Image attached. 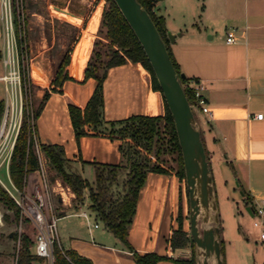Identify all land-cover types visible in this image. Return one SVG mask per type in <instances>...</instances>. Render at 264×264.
I'll return each instance as SVG.
<instances>
[{
	"label": "crops",
	"instance_id": "1",
	"mask_svg": "<svg viewBox=\"0 0 264 264\" xmlns=\"http://www.w3.org/2000/svg\"><path fill=\"white\" fill-rule=\"evenodd\" d=\"M101 9L100 16L94 11L91 19L86 20L85 29L79 28L67 67L70 78L63 83L61 92H50L36 120L37 143L62 145L69 160L68 170L80 173L92 185L94 162L119 164L123 159L120 138L86 135L77 140L69 112L70 104L85 107L97 85L96 79H85V69L94 48V34L103 6ZM154 11L164 18L167 32L174 35L170 47L181 70L206 85L204 93L211 113L199 111L196 119L209 155L216 201L215 184L221 179L229 190L227 198L236 200L232 192L238 191L245 209L250 206L252 210L255 203L264 202V0H159ZM229 32L236 37L233 43L227 42ZM53 78L45 88L38 90V97L50 88ZM103 94L106 121H121L138 114H164L162 93L153 88L151 74L141 62L128 60L109 68ZM258 113H263V117H256ZM41 156L44 162V154ZM38 178L37 170L29 174L27 194L33 193ZM9 179L11 181L10 176ZM185 184L172 170L147 173L128 234L136 251L176 258L183 250H173L170 240L179 225L180 205L184 228L188 230L190 201ZM89 203V220L81 215L86 211H80L83 204L67 207L60 216L61 220L80 218L64 223L65 242L59 235L63 246L89 257L94 264H138L132 253L91 211ZM251 216L254 217V213ZM95 223L99 226L95 227ZM240 230L245 237L238 233L236 239L244 248L251 240L260 243L255 245L254 262L264 264L260 256L264 241L260 234L250 232L244 224ZM223 232L224 227H221L226 264L232 241L222 237ZM244 259L250 264L245 254ZM158 264L176 262L165 259Z\"/></svg>",
	"mask_w": 264,
	"mask_h": 264
},
{
	"label": "trees",
	"instance_id": "2",
	"mask_svg": "<svg viewBox=\"0 0 264 264\" xmlns=\"http://www.w3.org/2000/svg\"><path fill=\"white\" fill-rule=\"evenodd\" d=\"M138 1L141 2L153 18L166 43L187 98L190 104H193L194 96L189 87L190 79L193 77L187 75L182 76L183 71L172 54L170 38L165 27L164 18L158 16L154 11V6L159 0ZM18 17L19 15H15L21 54L24 105L22 124L9 164V174L14 186L20 192L24 193L26 192L29 174L40 168V158L35 149L37 142L36 120L50 92H61L63 83L70 78L67 67L71 61L73 44L77 41L79 35L77 33L75 38H71V44L68 45V48L62 54V58L56 67L50 88L45 90L42 100L35 107L33 102L35 94L33 92L29 68L24 62V54L27 51V45L25 46L26 37L20 34ZM99 32L104 34L106 48L105 50L99 49L98 44L100 41L96 40L85 69V79H96V88L85 107L70 104L69 112L77 140L86 135H107L112 138H120L123 140V144L120 147L123 159L119 164L94 162L95 185H92L80 173L68 170L67 164L69 160L65 156L62 145L56 143H39L40 150L44 153L46 160L52 168L60 174L63 182L75 192V207H79L84 203L86 199L85 190H88V197L90 199L89 208L91 211L96 213L97 217L105 226L132 253V257L138 264H158L165 259H172L176 264H198L195 244L191 233L184 228V215L181 205L178 214L179 225L173 230L170 242L173 250L190 247V256L174 258L160 255L157 252L141 254L133 248L128 240L129 227L133 221L139 192L146 181L147 173H169L172 170L181 180H186V174L175 122L164 97L163 115L150 116L138 114L121 121H106L104 119L103 83L108 69L112 66L123 64L128 60L141 62L151 74L153 88L160 92L161 89L140 41L115 0H106ZM1 56L2 51L0 50V58ZM4 111L5 99H0V125ZM206 152L209 159L207 149ZM170 161H174L175 165H170ZM126 169L127 175L124 182V192L117 194L114 189V184H116L120 172ZM0 204L13 211L15 219H21L20 206L1 182ZM62 215L63 213L58 216L60 217ZM20 240L21 246L16 264H34V262L50 264L45 257L39 256L33 251L35 242L27 233H23ZM221 248L222 257L225 260L223 241H221ZM52 264L94 263L89 257L81 255L74 249L65 248L61 241H56L54 243V260Z\"/></svg>",
	"mask_w": 264,
	"mask_h": 264
},
{
	"label": "rangeland",
	"instance_id": "3",
	"mask_svg": "<svg viewBox=\"0 0 264 264\" xmlns=\"http://www.w3.org/2000/svg\"><path fill=\"white\" fill-rule=\"evenodd\" d=\"M19 3L20 6H16L15 13L17 16L20 14L19 20L21 21L22 29L25 32V46L27 45V51L24 54V62L29 68L33 92L35 94L33 102L35 107H37L44 96L43 94L42 97H38V90L45 88L48 83H50V79L55 75L54 72L62 58V54L68 48V45L71 44V38H75L80 27H83L84 29L86 28L84 26L85 22L89 18L91 19L94 11L95 13L97 12V16H100L99 11L102 10V6L104 8L106 0H20ZM1 12L0 8V50L3 55L6 46V33L4 26L5 23L1 18ZM100 24L94 34L93 45L95 41L98 40L100 41L98 48L105 50L106 40L103 37L104 34L99 32ZM0 74H3L2 68H0ZM6 97L16 102V106L18 105L20 107L22 103L20 90H18V92H13V90L8 92L6 82L1 80L0 99H6ZM192 107L198 118L199 111L194 106ZM11 113L12 112L10 111V114ZM3 140L4 138L0 139L1 142ZM168 158H170V156H168ZM170 165L174 166V161H170ZM44 169L51 185L55 186L57 180L63 181L60 174L52 168L47 160L44 161ZM126 175L127 169L122 170L116 184H114V189L117 194H122L124 192ZM0 178L2 179L0 182L4 187L8 186L13 190L5 164L0 168ZM184 182L186 183V180H184ZM235 184H237V182H235ZM215 186L220 225L222 229L224 227L222 237L226 239L230 238L232 241L228 247L229 251L226 257V264H247L244 259V254L250 259V264H255L254 249L256 247L255 245L259 246L260 243L256 240H251L249 245L244 248L243 244H240L236 239L238 233L242 237H245L244 232H241L240 230L241 224H244V226L247 225L250 232L257 233L258 235L261 233L260 228L254 226L255 217L251 216V214L246 211L241 193L234 191L232 193L236 197V200L228 199L227 194L229 193V190L224 186L221 179L216 181ZM16 194L18 193L16 192ZM52 195L53 203L56 207V214L59 215L65 213L67 207L69 209L75 207V200H73L74 197L72 198L73 201L71 205L68 204L65 206L61 201H58L55 192H53ZM85 195L86 199L81 206L80 211H88V202H90L88 190H85ZM71 219L80 220V218L75 217L66 220H61V218L58 219V231L63 242H65L64 231L62 230L63 225L66 221ZM90 220L94 222L91 217ZM214 225H216V223L213 221L205 223L202 218L200 219L201 229ZM186 227L188 231H190L189 212ZM10 233H13V236H10ZM23 233H27L35 242L36 233L34 225L26 219H15L14 212L0 204V264H16L21 246L20 238ZM182 249L183 250L177 254L176 257H186L191 255L190 247ZM33 251L36 252L35 246L33 247ZM260 256L264 259V250ZM199 260L202 261L203 258L200 256ZM34 264L39 263L34 262ZM210 264H217L214 257L210 259Z\"/></svg>",
	"mask_w": 264,
	"mask_h": 264
},
{
	"label": "water",
	"instance_id": "4",
	"mask_svg": "<svg viewBox=\"0 0 264 264\" xmlns=\"http://www.w3.org/2000/svg\"><path fill=\"white\" fill-rule=\"evenodd\" d=\"M127 22L140 41L159 82L168 105L181 146L186 184L190 201V233L195 244L198 264H225L221 248V227L218 204L215 198L214 177L201 130L197 126L194 110L187 98L168 48L153 18L138 0H115ZM174 40V35L168 33ZM182 76H186L183 72ZM246 210L252 213L251 207ZM214 212V213H213ZM216 225L200 228V219ZM13 236V233H10ZM203 256L201 262L199 257Z\"/></svg>",
	"mask_w": 264,
	"mask_h": 264
},
{
	"label": "built area",
	"instance_id": "5",
	"mask_svg": "<svg viewBox=\"0 0 264 264\" xmlns=\"http://www.w3.org/2000/svg\"><path fill=\"white\" fill-rule=\"evenodd\" d=\"M19 1L20 0H0V8L2 11L1 18L5 23L4 26L6 33L5 53L0 58V68L3 69V74H0V81L3 80L6 82L8 92H11L12 90L13 92H18V90H20L22 95V103L20 107L18 105L16 106V102L6 97L5 111L0 125V139L4 138L2 142L0 141V168L5 164L9 176V164L22 124L24 105L21 54L15 21V9L16 6H20ZM18 15L19 20L20 14ZM18 22L20 23V34L24 35L25 32L22 29L21 21L19 20ZM235 40L236 37L234 33L229 32L227 42L233 43ZM189 87L194 96V102L191 104V107L194 106L198 111L210 114L211 111L204 93L206 85L197 78H191ZM10 111L12 112L11 114ZM256 117L262 118L263 113H258ZM35 149L40 158V168L37 169L39 178L35 184L33 193H22L14 186V184L12 186L14 191L7 186L5 188L20 206L21 219L29 220L35 227L36 254L45 257L49 263L52 264L54 260V243L56 241L60 242L58 231V219L60 217L56 214V207L53 203L52 194L55 192L58 201H61L65 205H71L72 201L76 198V194L70 186L61 180H57L55 186L51 185V182L45 173L44 162L41 156L42 151L37 142ZM16 192L18 194H16ZM73 197L74 199L72 200ZM252 212L255 217L254 226L260 228V238L264 241V202L255 203L252 206ZM81 215L89 220V213L87 211L81 212ZM98 226V223H95V227Z\"/></svg>",
	"mask_w": 264,
	"mask_h": 264
},
{
	"label": "bare ground",
	"instance_id": "6",
	"mask_svg": "<svg viewBox=\"0 0 264 264\" xmlns=\"http://www.w3.org/2000/svg\"><path fill=\"white\" fill-rule=\"evenodd\" d=\"M201 257H202V258H203V260H204V257H203V256H201ZM203 260H202V261H203ZM202 261H201V262H202ZM209 262H210V260H209Z\"/></svg>",
	"mask_w": 264,
	"mask_h": 264
}]
</instances>
